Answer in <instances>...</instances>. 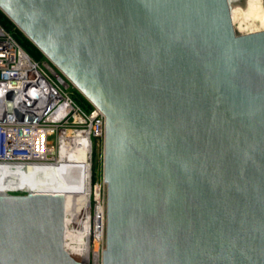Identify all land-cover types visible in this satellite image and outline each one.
<instances>
[{
	"label": "water",
	"instance_id": "water-1",
	"mask_svg": "<svg viewBox=\"0 0 264 264\" xmlns=\"http://www.w3.org/2000/svg\"><path fill=\"white\" fill-rule=\"evenodd\" d=\"M244 2L0 0L104 116L101 264H264V30H235ZM66 218L65 192H0V264H86Z\"/></svg>",
	"mask_w": 264,
	"mask_h": 264
},
{
	"label": "built area",
	"instance_id": "built-area-1",
	"mask_svg": "<svg viewBox=\"0 0 264 264\" xmlns=\"http://www.w3.org/2000/svg\"><path fill=\"white\" fill-rule=\"evenodd\" d=\"M70 82L51 64L35 61L0 25V165L57 163L62 133L88 132L90 140L104 138L105 119L92 106L85 111L69 91ZM105 198L97 205L104 208ZM92 264L101 252L92 251ZM95 242V241H94Z\"/></svg>",
	"mask_w": 264,
	"mask_h": 264
},
{
	"label": "bare ground",
	"instance_id": "bare-ground-1",
	"mask_svg": "<svg viewBox=\"0 0 264 264\" xmlns=\"http://www.w3.org/2000/svg\"><path fill=\"white\" fill-rule=\"evenodd\" d=\"M232 17L233 21L240 17L243 20L254 18L264 28V0H246L244 6H232ZM68 139L77 141L69 144ZM91 147L92 141L88 132L76 134L64 132L61 137L60 157L57 163L0 166V192L2 193H6L3 191L4 189L16 190L18 188L28 189L30 192H65L67 197L66 249L72 255L81 258L86 264L88 263L89 238L91 236L89 207L92 192L90 183ZM95 214L92 238L94 237V241L98 242L102 239L104 226L97 236L100 228L98 209L95 210ZM78 232H82L84 237L79 236Z\"/></svg>",
	"mask_w": 264,
	"mask_h": 264
},
{
	"label": "rangeland",
	"instance_id": "rangeland-1",
	"mask_svg": "<svg viewBox=\"0 0 264 264\" xmlns=\"http://www.w3.org/2000/svg\"><path fill=\"white\" fill-rule=\"evenodd\" d=\"M245 2H246V0H245ZM245 2L243 4L234 3V5L244 6ZM247 19L243 20L240 17V19L236 18L237 21L236 20L233 21L234 28H235V30L238 33L247 34V33H251V32H257V31L264 30L263 26L261 25V23L258 20L254 19V18H247ZM48 61L49 60L45 57V59H43L41 62H47L48 63ZM49 63H50V61H49ZM69 91L71 93H73V96H74L73 98H76V100L80 101V98L75 95L76 92L79 93V91L71 83H70ZM75 141H77V140H71V139L67 140V142L69 144L70 143L73 144V142L75 143ZM59 157H60V155H59ZM90 178H91L90 179V181H91L90 183H91V190H92L91 198H90V206H89L90 207V216H91V236L90 237H92V236H94V226H95L94 224H95V217H96V214H97V213L95 214V210L98 209L99 218H100V220H99L100 228H99L97 236H99V232L101 233V230L103 228V223H104V220H103V207H102L101 204L97 205V201L99 199L103 200L105 198V201H106V185H105V183L103 181V139H101V140H95V139L92 140V147H91V177ZM3 191L6 192L7 194H10V195H26V194H28L30 192V191H28V189L26 190L24 188H18L16 190L15 189H13V190H11V189H6L5 190L4 189ZM105 204H106V202H105ZM105 226H106V205H105ZM78 235L84 237V234L82 232H78ZM93 239H94V237H93ZM104 247H105L104 240L101 241V242H94L92 240V243H91L92 251L101 252ZM88 255L90 256V251H89ZM88 260H89V257H88ZM90 264H92V258H91Z\"/></svg>",
	"mask_w": 264,
	"mask_h": 264
},
{
	"label": "trees",
	"instance_id": "trees-1",
	"mask_svg": "<svg viewBox=\"0 0 264 264\" xmlns=\"http://www.w3.org/2000/svg\"><path fill=\"white\" fill-rule=\"evenodd\" d=\"M0 25L9 33L12 34L13 38L17 43L37 62H41L45 59L44 55L21 33L17 27L2 13L0 10ZM80 98V101L76 102L85 110L89 111L92 109V105L84 99L78 92L75 94ZM74 97V96H73Z\"/></svg>",
	"mask_w": 264,
	"mask_h": 264
}]
</instances>
